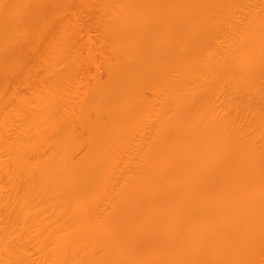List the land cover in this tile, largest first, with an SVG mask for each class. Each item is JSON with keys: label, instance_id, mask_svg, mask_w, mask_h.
Wrapping results in <instances>:
<instances>
[{"label": "bare ground", "instance_id": "6f19581e", "mask_svg": "<svg viewBox=\"0 0 264 264\" xmlns=\"http://www.w3.org/2000/svg\"><path fill=\"white\" fill-rule=\"evenodd\" d=\"M6 107L0 264H264V0H0Z\"/></svg>", "mask_w": 264, "mask_h": 264}, {"label": "rangeland", "instance_id": "374dc122", "mask_svg": "<svg viewBox=\"0 0 264 264\" xmlns=\"http://www.w3.org/2000/svg\"><path fill=\"white\" fill-rule=\"evenodd\" d=\"M95 32H96V31H92L91 34L93 33L94 36H96V35H97V32H96V33H95ZM93 34H92V35H93ZM84 39H87V37H86V38L84 37ZM98 51H99V50H98ZM99 52H100V51H99ZM107 53H108V52H107ZM95 54H98V52H96ZM108 54H109V53H108ZM108 54H106V55H107V56H110V54H109V55H108ZM92 69H93V67H91L90 70H92ZM81 70H82V69H81ZM90 70H89V71H90ZM93 71H94V70H92V72L90 71V72H91V75L94 74ZM100 71H104V70L101 69ZM106 77H107V76H104L103 79L106 78ZM40 79H41V77H40ZM105 80H107V78H106ZM105 80H103V81H105ZM107 82H108V81H107ZM90 83H91V80H90ZM24 84H25V83H24ZM24 84H23V83L21 84V85H22V86H21L22 88L26 86V84H25V85H24ZM58 84H59V82H58ZM61 84H62V86H61ZM61 84H59L60 86H58L57 89H55V91H57L56 93H58V94H61V92L59 93L60 90H58V88H60V87H61L60 89H61L62 93L65 92V91H63L64 89L62 88V87H63V83H61ZM106 84H107V83H106ZM52 85H54V83H52ZM88 85H89V84H88ZM90 85H91V84H90ZM19 86H20V85H19ZM64 86H65V85H64ZM79 86H80V85H79ZM80 88H81V87H80ZM82 88H83V87H82ZM82 88H81V90L84 91V90H83L84 88H83V89H82ZM109 88H110V87H109ZM107 89H108V88H107ZM35 91H36V90H35ZM35 91H34V93H36ZM39 92L41 93V91H39ZM39 92H38V93H39ZM79 92H81V91L79 90ZM32 93H33V92H32ZM38 93H36V94H38ZM81 93H83V92H81ZM79 94H80V93H79ZM73 95H74V94H72V95L70 96V97H72V99L75 97V95H74V96H73ZM84 96H85V95H84V93H83V94L80 96L81 98H78V99L75 98V102H74V100H71L70 103L72 102V103H74V105H75L76 102H78V101L80 102V101L83 99ZM147 96L150 97V96H151V93H148ZM84 98H86V97H84ZM87 98H88V97H87ZM79 99H80V100H79ZM83 100H84V99H83ZM68 102H69V101H68ZM72 103H71V104H72ZM71 104H70V106H71ZM78 104H79V103H77L76 105H78ZM72 106H73V104H72ZM12 107H13V106H12ZM73 107L75 108V106H73ZM2 108H3V107H2ZM2 108L0 109V112H2V114L4 113L3 115H5L6 113H7L8 115H10L11 111L14 112V110H12L11 107H6L5 110L2 109ZM10 108H11V109H10ZM67 108H69V107H67ZM76 108H77V106H76ZM70 109H71V108H70ZM79 109H80V108H79ZM26 110H27V109L24 108V111H26ZM76 110H77V109H76ZM6 111H7V112H6ZM20 111H23V110H22V109H19L18 112H20ZM13 112H12V113H13ZM75 112H76V115H77V116H78V115H79V116L81 115V113L79 112V110H77V111H75ZM2 114L0 113V117H1V118L4 117ZM1 115H2V116H1ZM77 116H75V117H77ZM1 118H0V121L2 120ZM27 119H29V118L27 117ZM32 119H35V116H34V117L32 116V118H30V120H32ZM18 124H20V123H18ZM18 124L16 123V125H15V129H16V130H18L17 127H18V128H20V127H21V128H22V127H25L24 124H23L22 126H20V125H18ZM17 125H18V126H17ZM27 125H28V124H27ZM13 126H14V124H13ZM13 126H12V127H13ZM16 126H17V127H16ZM19 126H20V127H19ZM13 128H14V127H13ZM14 135H15V134L12 133V136H10V138H13ZM31 135H32V134H31ZM28 137H29V136H28ZM30 142H31V141H30ZM1 146H2V145H1ZM86 148L89 149V147H87V146H86ZM86 148H82V149L78 152V156H77V157H74V162H76L78 159H80V158H78V157H82V156L84 155V152L86 153V152L88 151V149H86ZM10 154H11V153H10ZM11 155H13V154H11ZM1 158L5 161V159L8 160V159H11L12 157H11V156L9 157L8 155H7V156H3V154H2V157H1ZM76 158H77V160H76ZM4 185H6V186L8 187L9 184H8V185H7V184H4ZM7 193H10V190H9ZM19 193L21 194L22 192H19ZM20 194H19V195H20ZM3 196H4V195H3ZM41 208H43V206H42ZM18 228H19V227H18ZM11 229L13 230L12 227H11ZM25 246H26L27 248L29 247L27 244H25ZM31 250H32V252L35 254V255L33 254L32 257H33V258H34V257H35V258L37 257L36 259H38V256H40V255H37L36 251H35L33 248H32ZM38 254H39V253H38ZM35 258H34V259H35Z\"/></svg>", "mask_w": 264, "mask_h": 264}]
</instances>
